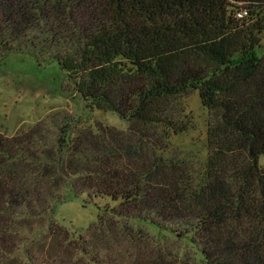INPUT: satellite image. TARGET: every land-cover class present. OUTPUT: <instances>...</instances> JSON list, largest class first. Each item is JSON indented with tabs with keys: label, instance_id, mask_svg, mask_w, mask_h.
I'll return each mask as SVG.
<instances>
[{
	"label": "trees",
	"instance_id": "obj_1",
	"mask_svg": "<svg viewBox=\"0 0 264 264\" xmlns=\"http://www.w3.org/2000/svg\"><path fill=\"white\" fill-rule=\"evenodd\" d=\"M263 34L264 0H0V59L54 60L72 91L127 121L55 113L0 131V264H264ZM189 88L210 115L199 171L166 154L192 125ZM83 193L118 201L84 236L54 217Z\"/></svg>",
	"mask_w": 264,
	"mask_h": 264
},
{
	"label": "rangeland",
	"instance_id": "obj_2",
	"mask_svg": "<svg viewBox=\"0 0 264 264\" xmlns=\"http://www.w3.org/2000/svg\"><path fill=\"white\" fill-rule=\"evenodd\" d=\"M178 99L191 111L193 122L187 130L171 135L166 154L186 159L195 171H199L208 158L206 132L209 111L202 106L198 90L194 88L180 93ZM55 113L72 117L73 123L77 125L95 128L97 124L104 123L120 129L127 127V121L115 112L94 108L72 91L65 73L56 61L38 63L32 55L22 52L4 55L0 59V131L13 135ZM258 162L264 170V154L258 156ZM84 197L86 193L59 201L54 206L55 219L70 232L82 236L96 222L98 205L114 206L118 202L109 196L89 201H85ZM143 228L160 240L168 237L166 231L154 225L143 224ZM167 241L179 248L183 246L185 253L191 249L190 244L180 236L170 234ZM191 251L195 260L201 261L200 251L196 248Z\"/></svg>",
	"mask_w": 264,
	"mask_h": 264
}]
</instances>
